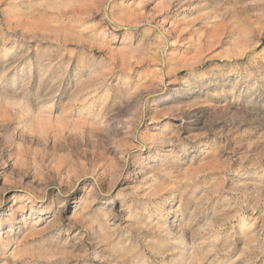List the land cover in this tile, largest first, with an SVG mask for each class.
<instances>
[{
    "label": "rangeland",
    "instance_id": "rangeland-1",
    "mask_svg": "<svg viewBox=\"0 0 264 264\" xmlns=\"http://www.w3.org/2000/svg\"><path fill=\"white\" fill-rule=\"evenodd\" d=\"M0 264H264V0H0Z\"/></svg>",
    "mask_w": 264,
    "mask_h": 264
},
{
    "label": "bare ground",
    "instance_id": "bare-ground-1",
    "mask_svg": "<svg viewBox=\"0 0 264 264\" xmlns=\"http://www.w3.org/2000/svg\"><path fill=\"white\" fill-rule=\"evenodd\" d=\"M174 44V43H173ZM171 53V52H170ZM32 212H34V208H31ZM167 231V230H166ZM172 237V236H171ZM194 249V248H193ZM14 254V253H13ZM15 256V255H14Z\"/></svg>",
    "mask_w": 264,
    "mask_h": 264
}]
</instances>
